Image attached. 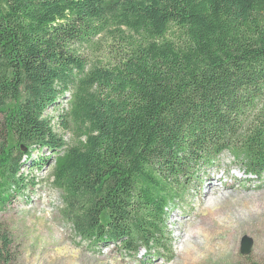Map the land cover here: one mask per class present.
Here are the masks:
<instances>
[{
	"label": "trees",
	"instance_id": "16d2710c",
	"mask_svg": "<svg viewBox=\"0 0 264 264\" xmlns=\"http://www.w3.org/2000/svg\"><path fill=\"white\" fill-rule=\"evenodd\" d=\"M103 35L108 61L88 68L80 49ZM69 93L58 127L84 137L70 147L46 114ZM0 113V207L48 149L81 239L169 251L198 168L229 152L264 176V0H0ZM10 244L1 229L0 257Z\"/></svg>",
	"mask_w": 264,
	"mask_h": 264
},
{
	"label": "rangeland",
	"instance_id": "374dc122",
	"mask_svg": "<svg viewBox=\"0 0 264 264\" xmlns=\"http://www.w3.org/2000/svg\"><path fill=\"white\" fill-rule=\"evenodd\" d=\"M96 41L98 49H80L88 68L108 61L112 39L103 35ZM69 99L70 93L46 114L54 116L56 132L70 147L84 137L72 124L67 131L58 127V116L68 111ZM7 145L17 153L14 138H9ZM32 153L34 159L49 160L42 168L25 164L22 170L36 185L31 184L0 207V230L7 231L11 240L0 264H248L251 260L264 264V228L259 227L264 222V176L259 179L245 173L246 165L229 152L201 166L189 178L182 201L168 216L171 250L151 254L141 247L136 256L114 244L94 246L81 239L63 214L62 192L53 184L52 152L35 149ZM209 178H220L216 181L218 190L210 189ZM6 188L7 185L3 191ZM215 198L220 199L211 202ZM246 235L253 241L247 255L241 253V241Z\"/></svg>",
	"mask_w": 264,
	"mask_h": 264
},
{
	"label": "water",
	"instance_id": "95a60500",
	"mask_svg": "<svg viewBox=\"0 0 264 264\" xmlns=\"http://www.w3.org/2000/svg\"><path fill=\"white\" fill-rule=\"evenodd\" d=\"M253 241L249 236H244L241 241V253L247 255L251 252Z\"/></svg>",
	"mask_w": 264,
	"mask_h": 264
},
{
	"label": "bare ground",
	"instance_id": "6f19581e",
	"mask_svg": "<svg viewBox=\"0 0 264 264\" xmlns=\"http://www.w3.org/2000/svg\"><path fill=\"white\" fill-rule=\"evenodd\" d=\"M218 180H220V178L219 179H216V178H209V181H208V186H210V189L212 190H218L217 188H216V181H218ZM210 190V191H211ZM209 192V191H208ZM217 192V191H216ZM220 198H215V199H213L211 202H216L217 200H219ZM224 199V198H223ZM223 199H221V200H223ZM245 200H246V197L244 198ZM220 200V201H221Z\"/></svg>",
	"mask_w": 264,
	"mask_h": 264
}]
</instances>
